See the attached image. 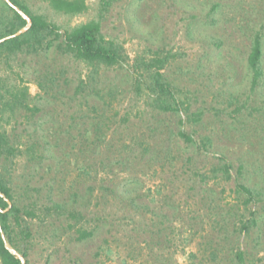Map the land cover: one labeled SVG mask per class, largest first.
<instances>
[{
    "label": "rangeland",
    "instance_id": "1",
    "mask_svg": "<svg viewBox=\"0 0 264 264\" xmlns=\"http://www.w3.org/2000/svg\"><path fill=\"white\" fill-rule=\"evenodd\" d=\"M21 1L61 32L100 20L123 56L89 65L51 47L0 61L2 92L29 93V109L0 112L14 149L0 174L34 212L28 237L13 232L23 264H264V0H86L76 15ZM156 57L179 112L149 96Z\"/></svg>",
    "mask_w": 264,
    "mask_h": 264
},
{
    "label": "trees",
    "instance_id": "2",
    "mask_svg": "<svg viewBox=\"0 0 264 264\" xmlns=\"http://www.w3.org/2000/svg\"><path fill=\"white\" fill-rule=\"evenodd\" d=\"M114 1L116 0H103L102 8H107ZM49 5L55 11L69 15L79 14L87 9L86 0H49ZM23 28L26 29L16 34ZM0 40V61L2 59L7 61L18 52L33 54L51 47L89 65L113 66L123 59L120 44L114 40L105 39L101 34L100 20L92 19L61 32L56 23L47 20L43 14L32 12L21 0L3 2V7L0 9ZM261 56V33L255 32L247 58L254 84L262 76ZM166 62V57H156L145 64L150 77L149 85H147L149 96L159 110L179 112L181 103L175 96L170 83L160 72ZM3 88V81L0 78V112L14 111L19 107L29 109L26 102L29 93L26 87L20 89L12 87L5 90V94L2 92ZM179 135L186 141H192V138L183 131H180ZM4 153L13 155L14 149L9 144L7 134L0 130V156ZM223 168L225 172H228L227 164ZM240 188L251 195L248 188L244 186ZM13 198L11 187L0 174V264H22L18 255L24 259L27 257L26 252L20 250L15 243L13 232L16 226L24 237H28V225H22V221L25 222V216H34V212L18 207L13 202ZM243 228L246 230L247 226ZM91 234L89 231H83L79 239ZM12 250L18 255L12 253ZM238 255L241 257L240 253Z\"/></svg>",
    "mask_w": 264,
    "mask_h": 264
},
{
    "label": "water",
    "instance_id": "3",
    "mask_svg": "<svg viewBox=\"0 0 264 264\" xmlns=\"http://www.w3.org/2000/svg\"><path fill=\"white\" fill-rule=\"evenodd\" d=\"M6 1H8V0H6ZM25 17V16H24ZM26 28H23V29H21L20 31H18L16 34H19L20 32H22L23 30H25ZM1 40H3V39H1ZM0 40V41H1ZM12 253H14L15 255H18L17 254V252L16 251H14V250H12ZM18 257L20 258V260H21V263L23 264V260H22V257L21 256H19L18 255Z\"/></svg>",
    "mask_w": 264,
    "mask_h": 264
}]
</instances>
